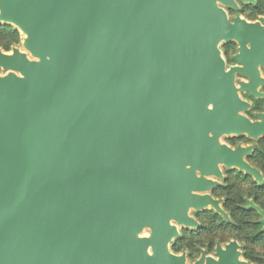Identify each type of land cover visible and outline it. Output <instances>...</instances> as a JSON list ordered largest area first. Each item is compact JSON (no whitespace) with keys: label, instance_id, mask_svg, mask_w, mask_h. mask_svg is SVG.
Here are the masks:
<instances>
[{"label":"water","instance_id":"1","mask_svg":"<svg viewBox=\"0 0 264 264\" xmlns=\"http://www.w3.org/2000/svg\"><path fill=\"white\" fill-rule=\"evenodd\" d=\"M224 8L234 0H0L23 49H0V264H184L178 228L208 203L225 216L208 192L252 149L221 138L264 133L240 98L262 96L264 18ZM230 42L250 73L226 69ZM237 249L205 264H245Z\"/></svg>","mask_w":264,"mask_h":264},{"label":"flooded vegetation","instance_id":"2","mask_svg":"<svg viewBox=\"0 0 264 264\" xmlns=\"http://www.w3.org/2000/svg\"><path fill=\"white\" fill-rule=\"evenodd\" d=\"M253 1L244 3L242 0H234L236 9L224 8L227 19L231 21L239 17L255 23L264 18V0ZM237 48L235 42L220 45L226 69L237 66L250 73L252 64L248 62V56H242L246 65H238L233 60ZM246 48L250 49V46L247 44ZM255 67L259 77L264 79V67L259 63ZM239 82H248V79L235 73L237 87ZM255 89L262 96L256 97L247 91L240 93V98L249 105L242 114L250 123L262 124L264 120L256 115H264V84ZM221 139L230 149L252 146L250 152L241 157L244 165H220L222 178L215 179L218 185L208 192L226 217L213 207L198 211L191 209L188 216L198 226L179 227V236L171 241L169 251L178 256L183 254L184 264H195L204 254L200 264H205V258L218 260L217 245L224 250L229 242H235L238 245L236 251L239 252V261L245 264H264V133L256 139L246 135ZM177 246L181 247L178 251L175 250Z\"/></svg>","mask_w":264,"mask_h":264},{"label":"trees","instance_id":"3","mask_svg":"<svg viewBox=\"0 0 264 264\" xmlns=\"http://www.w3.org/2000/svg\"><path fill=\"white\" fill-rule=\"evenodd\" d=\"M6 32H9L7 37H4ZM20 39V34L19 32L7 25H1L0 24V49L3 50L4 52H9L10 49L12 48L11 45H6L5 43L3 44L4 40H7L8 42H12L13 45H17L19 43ZM181 247L177 246L175 250H179Z\"/></svg>","mask_w":264,"mask_h":264},{"label":"rangeland","instance_id":"4","mask_svg":"<svg viewBox=\"0 0 264 264\" xmlns=\"http://www.w3.org/2000/svg\"><path fill=\"white\" fill-rule=\"evenodd\" d=\"M9 34V32H6L5 36L4 37H7ZM20 34V33H19ZM21 35H20V39H19V43L17 45H13L12 42H8L7 40H4L3 44L5 43L6 45H11V47H17V48H20V50H23L22 47H21ZM11 50V49H10ZM3 51V50H2ZM10 52V51H9ZM8 53V52H7ZM0 75H3V73L0 71ZM224 138V137H222ZM222 140V139H221ZM224 140V139H223ZM180 229V228H179ZM148 234V230H144L143 232V235H147ZM209 234H212V233H209Z\"/></svg>","mask_w":264,"mask_h":264},{"label":"bare ground","instance_id":"5","mask_svg":"<svg viewBox=\"0 0 264 264\" xmlns=\"http://www.w3.org/2000/svg\"><path fill=\"white\" fill-rule=\"evenodd\" d=\"M10 54V53H9ZM257 92V91H256ZM263 131H264V127H263V129H262ZM208 207H212V204L211 203H208L206 206H205V208H208Z\"/></svg>","mask_w":264,"mask_h":264}]
</instances>
